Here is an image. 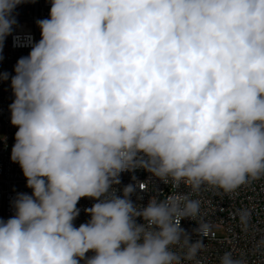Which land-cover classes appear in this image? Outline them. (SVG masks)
<instances>
[{
    "label": "clouds",
    "instance_id": "clouds-1",
    "mask_svg": "<svg viewBox=\"0 0 264 264\" xmlns=\"http://www.w3.org/2000/svg\"><path fill=\"white\" fill-rule=\"evenodd\" d=\"M25 2L0 0V50ZM49 2L11 76L10 159L31 194L0 218V264H203L191 193L264 179V0ZM136 169L191 193L134 203L136 184L114 186Z\"/></svg>",
    "mask_w": 264,
    "mask_h": 264
},
{
    "label": "built area",
    "instance_id": "built-area-1",
    "mask_svg": "<svg viewBox=\"0 0 264 264\" xmlns=\"http://www.w3.org/2000/svg\"><path fill=\"white\" fill-rule=\"evenodd\" d=\"M50 8L49 0H27L18 5L14 11L17 23L0 50V73L9 74L8 79H0V218L4 220L14 215L12 202L18 193L31 194L19 164L10 159L18 130L11 124L9 110V105L15 99L10 86L11 76L15 74L14 67L18 59L30 52L29 40L34 43L41 38L36 22L49 18ZM131 183L137 186L131 198L140 205H146L152 196L165 199L191 193L188 186L164 184L144 169L121 173L120 184L114 187L119 194L125 185ZM191 198L201 201L197 222L203 220L210 225L206 237L192 235L193 242L199 238L204 239L206 247L198 257L203 260V264H219L218 258L225 251H231L235 258H243L245 264H264V245H260V241L264 240V179L242 186L234 193L226 194L222 190L209 188L191 193ZM93 203L95 201L90 198L80 199L77 204L80 214L74 221L77 227L88 221L90 217L84 210ZM243 209L250 213L246 230L239 219V211ZM197 226L191 219L181 220V227L189 233ZM215 231H220V235ZM183 264H195V261H184Z\"/></svg>",
    "mask_w": 264,
    "mask_h": 264
},
{
    "label": "rangeland",
    "instance_id": "rangeland-1",
    "mask_svg": "<svg viewBox=\"0 0 264 264\" xmlns=\"http://www.w3.org/2000/svg\"><path fill=\"white\" fill-rule=\"evenodd\" d=\"M217 235H220V231H215Z\"/></svg>",
    "mask_w": 264,
    "mask_h": 264
}]
</instances>
